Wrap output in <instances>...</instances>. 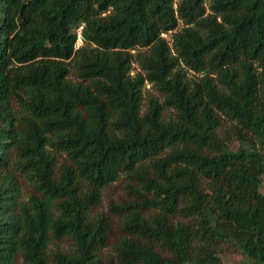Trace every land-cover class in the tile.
<instances>
[{
    "label": "trees",
    "instance_id": "obj_1",
    "mask_svg": "<svg viewBox=\"0 0 264 264\" xmlns=\"http://www.w3.org/2000/svg\"><path fill=\"white\" fill-rule=\"evenodd\" d=\"M120 177L113 264H262L264 0H0V264H105Z\"/></svg>",
    "mask_w": 264,
    "mask_h": 264
},
{
    "label": "rangeland",
    "instance_id": "obj_2",
    "mask_svg": "<svg viewBox=\"0 0 264 264\" xmlns=\"http://www.w3.org/2000/svg\"><path fill=\"white\" fill-rule=\"evenodd\" d=\"M164 35L167 39H170L169 32L165 33ZM80 43L81 40L77 39L76 45L78 46ZM133 65L137 67V64L135 62L133 63ZM71 76L74 77L73 71L71 72ZM144 90H145L144 91L145 95H144L143 110L146 107V100L149 93L156 95L159 98H162L161 93L158 90L153 89L149 84L146 85V88ZM174 116H176V113L172 108H165L164 117L168 118ZM236 144L237 141H234L232 143V146H235ZM64 158H65V154H59L58 156L59 161ZM20 183H21V196L24 199H26L29 193L34 191V188L32 187L31 182L27 178L26 179L22 178ZM262 185H263L262 190L264 191V180ZM132 198H133V194L130 192L129 187L126 185L125 178L120 177L119 179L112 182L103 189L99 203L93 206L91 209L92 214L105 213L112 216L108 243L101 249V254L103 256L105 264H113L111 262V258L113 257L112 244L122 234L118 226L119 217L118 215L112 213V210L110 209L111 205L113 203H118V202H127L129 199ZM60 242L63 248L70 247L68 240L63 239ZM156 248L162 254H165V251L159 245H157ZM220 255L224 264H240V263L249 264V260L243 255V253L240 250L233 248L232 246H224V249L222 250ZM16 264H19V259L17 260ZM262 264H264V261L262 262Z\"/></svg>",
    "mask_w": 264,
    "mask_h": 264
},
{
    "label": "built area",
    "instance_id": "obj_3",
    "mask_svg": "<svg viewBox=\"0 0 264 264\" xmlns=\"http://www.w3.org/2000/svg\"><path fill=\"white\" fill-rule=\"evenodd\" d=\"M162 34H165L164 32ZM78 39H80V37H78ZM81 40V39H80Z\"/></svg>",
    "mask_w": 264,
    "mask_h": 264
}]
</instances>
